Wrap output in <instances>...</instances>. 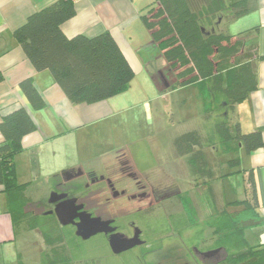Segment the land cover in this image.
<instances>
[{
	"label": "trees",
	"instance_id": "trees-1",
	"mask_svg": "<svg viewBox=\"0 0 264 264\" xmlns=\"http://www.w3.org/2000/svg\"><path fill=\"white\" fill-rule=\"evenodd\" d=\"M251 8L250 0H156L141 15L159 56L173 75L170 86L196 87L203 100L204 118H215L210 143L217 139L231 154L225 163L232 173V167L241 162V148L245 153L261 148L264 153L263 130L243 131L234 116L235 107L258 86L257 62L263 56L254 42L257 30L233 35L223 28L224 22ZM75 11L73 0H55L31 13L13 35L33 67L49 70L71 102L93 103L125 91L134 70L109 30L94 36L79 33L68 37L63 32L62 24ZM20 88L33 107L44 105L31 78L21 80ZM34 129L35 122L25 107L4 114L0 120V187L6 193L15 227L26 213L29 215L23 209L29 201L23 194L27 183H18L15 178L14 155L21 150L23 137ZM206 142L194 128L175 137L172 145L195 172L212 179L203 150ZM247 181L248 192L243 197L222 205L212 198L218 219L211 245L222 246L227 264H264V242L249 245L244 237L245 228L264 221L257 212L252 169Z\"/></svg>",
	"mask_w": 264,
	"mask_h": 264
},
{
	"label": "crops",
	"instance_id": "crops-1",
	"mask_svg": "<svg viewBox=\"0 0 264 264\" xmlns=\"http://www.w3.org/2000/svg\"><path fill=\"white\" fill-rule=\"evenodd\" d=\"M53 1L55 0H0V120L4 114L18 107H25L35 122V129L23 137L22 148L14 155L16 181L27 183L23 194L29 202L23 207L24 211H31L32 204L45 200L53 189L54 182L74 180L73 176L65 175L94 171L107 176L119 158H125L141 177L147 176L157 180L154 174L164 173L156 159L153 165H143L137 158L138 151L134 146L122 144L115 138V128L110 124V119L121 111L114 110V104L118 102L119 94L126 92L130 85L125 91L107 99L93 103H73L55 82L51 72L47 69L37 71L25 55L13 31L23 24L31 13ZM155 1L73 0L75 15L66 20L61 28L68 37L79 33L94 36L109 30L133 68L134 76L136 71L143 68L150 73L156 89L154 99L150 103L153 110L154 102L155 111L162 121L158 130L162 127V131L169 133L174 140L178 135L190 130H183L184 124L179 123L190 118L182 117L181 113L191 100L192 104L197 103L200 117L205 119L203 100L194 86H170L173 75L167 70L166 63L159 53L146 62L140 61L137 56L143 53L138 54L139 46L132 40L129 28L134 22L142 21L144 24L141 15ZM250 1L251 10L224 22L223 28L233 35L257 30L254 42L257 44L258 53L263 56L257 62L258 86L235 107L234 116L238 118L241 129L243 125L248 126L250 130L260 128L264 137V0ZM146 31L148 32L147 29ZM148 36L150 38V35ZM25 78L32 79L33 85L44 100L42 107H33L24 95L20 81ZM190 90L193 91L189 96ZM174 118L176 119L173 120ZM2 141L3 135L0 132V143ZM245 156L247 164L242 172L244 193L248 192L247 175L252 169L257 191V212L264 219V153L259 148L245 153ZM242 160L241 156V162ZM159 162L161 163L160 160ZM226 180L227 178L223 179ZM225 183L227 184V181L223 182L224 201L237 199V192L226 187ZM246 230H250L247 235ZM246 230L244 237L249 245L264 242V221ZM23 232L15 227L6 193L0 187V264L12 261L19 264L21 251L25 263L29 255H32L29 250L25 251Z\"/></svg>",
	"mask_w": 264,
	"mask_h": 264
},
{
	"label": "flooded vegetation",
	"instance_id": "flooded-vegetation-1",
	"mask_svg": "<svg viewBox=\"0 0 264 264\" xmlns=\"http://www.w3.org/2000/svg\"><path fill=\"white\" fill-rule=\"evenodd\" d=\"M65 176L74 180L54 182L46 199L31 205L29 219H21L42 237L27 246L36 255L28 264H227L222 246L210 245L206 237L195 244L188 235L174 237L164 228L174 224L165 226L163 218L172 219L179 211L157 206L181 196L179 184L141 177L125 158L107 176L94 171ZM70 199L82 208L61 211L59 205ZM180 212L188 223L193 219L189 211ZM97 237L100 246L91 249L89 241ZM22 253L19 264H26Z\"/></svg>",
	"mask_w": 264,
	"mask_h": 264
},
{
	"label": "rangeland",
	"instance_id": "rangeland-1",
	"mask_svg": "<svg viewBox=\"0 0 264 264\" xmlns=\"http://www.w3.org/2000/svg\"><path fill=\"white\" fill-rule=\"evenodd\" d=\"M129 31L132 40L136 41V45L139 46L137 48L140 49L138 54L143 53L137 55L140 61L146 62L158 55V49L152 40H150L149 34L142 21L134 22L129 28ZM192 91L193 90H190L189 96L192 94ZM155 92L154 82L147 69L143 68L142 70L136 71L135 76L131 80L130 87L126 92L119 94V96L117 95V99L119 100L114 104V110L120 109L119 111H121L110 119V124L115 128V138L122 144L128 143L131 147L134 146L138 151L137 158H139L143 165L148 167L155 164L157 160L160 168L162 167V169H164V173H161V175L160 172L159 174L156 173L154 177L162 179L164 184L175 182L181 187V196H175L174 198L165 200L159 207L157 206V208H162L165 212L179 211L172 219L163 218L162 221L165 226L167 222L170 221H173L172 224H174L172 227L164 228L171 230L174 237H180L182 233L188 235L190 237L188 241H192L195 244H200L203 237H206L209 242H213L217 234L215 225L218 216L214 214L215 207L212 198L216 199L218 205H222V203L225 202L223 198V182L226 181V187L231 188L235 193L237 192V198L244 196L245 189L242 180V172L247 164L245 152L241 149L240 156H242L243 160L240 164L232 167V173L225 163V161H228L231 154L225 152L223 145H220L217 139L213 140L214 144L210 143L209 133L215 122V118L212 116L209 119H202L197 103L195 102L192 104L191 100L187 108L183 109L181 113V116L183 114L182 117L189 116L190 118L188 120H181L179 124H184L182 125L183 130L198 129L207 141L206 144H203V150L209 160L208 168L212 171L213 177L209 179L206 176H201L188 165L185 156H178L176 154L172 145V136L162 131V127L158 130L162 121H160V117L155 111L154 102L153 110L150 103L151 100L154 99ZM121 108H123L124 111H122L123 109ZM175 119L176 118L173 120ZM242 130L248 131L250 128L243 125ZM226 172H231V174L227 175ZM224 178H227V180L223 181ZM124 205L125 204H121V206ZM180 211H189L188 215L193 219H189V223L185 219L183 220ZM25 215L29 219L28 213ZM220 216L221 214L219 217ZM22 217L23 215L21 218ZM26 217L24 216L23 218ZM19 223V226L17 224V228L21 230V233L25 230L22 238L24 246H30V242L35 239L42 240L41 235L32 230V228L30 229L25 221ZM192 223H194L195 226L192 225ZM188 224L191 226L187 227ZM246 229L248 228H245V230ZM182 230L184 232H182ZM247 231L248 230H246V232ZM248 233H250V230L246 235ZM185 239L184 242L187 243L188 241ZM89 242L91 249L92 246H100V239H98V237L91 239ZM28 250L32 255H29L26 264L29 263L28 261L31 262L33 257L35 259L36 256L34 255V249H28L27 247L25 251ZM82 252L85 251L82 250ZM7 264H14V262L12 261Z\"/></svg>",
	"mask_w": 264,
	"mask_h": 264
},
{
	"label": "water",
	"instance_id": "water-1",
	"mask_svg": "<svg viewBox=\"0 0 264 264\" xmlns=\"http://www.w3.org/2000/svg\"><path fill=\"white\" fill-rule=\"evenodd\" d=\"M76 203V200H73V199H70V200H67V201H64L62 202L59 206H61L59 209L61 211H70V210H73V211H77L78 209H81L82 206H78L75 204ZM57 211V210H56ZM68 222V221H67ZM66 222V223H67ZM94 232H96L95 230L94 231H91V233H89L88 235L90 234H93ZM87 235V236H88Z\"/></svg>",
	"mask_w": 264,
	"mask_h": 264
}]
</instances>
